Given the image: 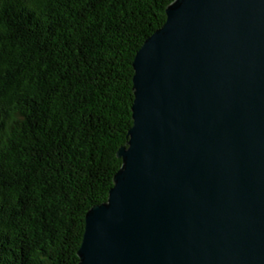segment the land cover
Returning a JSON list of instances; mask_svg holds the SVG:
<instances>
[{
  "label": "water",
  "instance_id": "95a60500",
  "mask_svg": "<svg viewBox=\"0 0 264 264\" xmlns=\"http://www.w3.org/2000/svg\"><path fill=\"white\" fill-rule=\"evenodd\" d=\"M79 264H264V0H175Z\"/></svg>",
  "mask_w": 264,
  "mask_h": 264
},
{
  "label": "trees",
  "instance_id": "16d2710c",
  "mask_svg": "<svg viewBox=\"0 0 264 264\" xmlns=\"http://www.w3.org/2000/svg\"><path fill=\"white\" fill-rule=\"evenodd\" d=\"M174 1L0 0V264H79L123 165L135 55Z\"/></svg>",
  "mask_w": 264,
  "mask_h": 264
},
{
  "label": "rangeland",
  "instance_id": "374dc122",
  "mask_svg": "<svg viewBox=\"0 0 264 264\" xmlns=\"http://www.w3.org/2000/svg\"><path fill=\"white\" fill-rule=\"evenodd\" d=\"M167 16V15H166ZM165 22H167V18H166V21ZM165 24V23H164ZM164 26V25H163ZM162 28V27H161ZM159 30V29H158ZM136 56V55H135ZM133 70H134V68H133ZM134 75H135V70H134ZM134 99H135V96H134ZM134 102V101H133ZM131 111H132V109H131ZM133 119V118H132ZM133 122H134V120H133ZM113 186H114V182H113ZM108 199H109V196H108ZM108 201V200H107ZM106 201V202H107ZM106 202H104V203H106ZM103 204V203H102ZM86 223V222H85ZM82 245V244H81ZM77 257H78V259H79V262H80V257H79V255L77 254Z\"/></svg>",
  "mask_w": 264,
  "mask_h": 264
},
{
  "label": "bare ground",
  "instance_id": "6f19581e",
  "mask_svg": "<svg viewBox=\"0 0 264 264\" xmlns=\"http://www.w3.org/2000/svg\"><path fill=\"white\" fill-rule=\"evenodd\" d=\"M47 5V4H46ZM134 6V5H133ZM161 6V5H160ZM117 16V15H116ZM112 24V23H111ZM54 53V52H53ZM40 55V54H39ZM111 60V59H110ZM111 65V64H110ZM38 67V66H37ZM112 71V70H111ZM65 74V73H64ZM60 83V82H59ZM44 84V83H43ZM46 85V84H45ZM17 86V85H16ZM50 92V91H49ZM27 94V93H26ZM28 96V95H27ZM96 97V96H95ZM33 102V101H32ZM34 103V102H33ZM35 105V104H34ZM36 108V107H35ZM35 112V111H34ZM71 116V115H70ZM25 117V116H24ZM34 117V116H32ZM73 118V117H72ZM37 121V120H36ZM91 122V121H90ZM32 126V125H31ZM101 127V126H100ZM122 127V126H121ZM36 129V128H35ZM39 130V129H38ZM43 132V131H42ZM92 133V132H91ZM116 134V133H115ZM112 142V141H111ZM107 157V156H106ZM101 160V159H100ZM75 161V160H74ZM108 163V162H107ZM49 167V166H48ZM84 167V166H83ZM49 172V171H48ZM74 185V184H73ZM83 242V241H82Z\"/></svg>",
  "mask_w": 264,
  "mask_h": 264
}]
</instances>
